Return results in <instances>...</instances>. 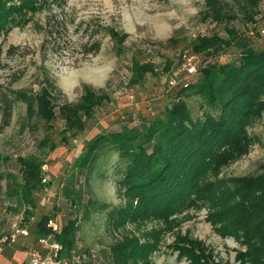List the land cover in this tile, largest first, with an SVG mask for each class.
Instances as JSON below:
<instances>
[{
	"label": "rangeland",
	"instance_id": "1",
	"mask_svg": "<svg viewBox=\"0 0 264 264\" xmlns=\"http://www.w3.org/2000/svg\"><path fill=\"white\" fill-rule=\"evenodd\" d=\"M222 1L235 19L223 23L205 20L206 0H59L0 38V82L6 91L34 95L51 83L56 88L53 91L58 107L79 102L86 87L106 96L80 131L67 130L59 112L50 130L24 101H15L11 123L0 134V235L6 240L1 243L3 252L29 250V259L30 246L33 248L39 239L34 223L46 213L55 216L53 222L59 229L78 215L77 246L85 252L106 255L110 246L125 236H141L133 225L116 227L109 219V212L127 201L119 184L124 164L118 154L101 155L94 163L90 186H85L83 196L85 204L92 200L87 212H83L86 205L74 206V193L67 196L69 189H80L84 184V174L75 169L76 161L97 135L119 130L125 123L139 124L144 117H152L168 106L172 93L181 86L171 87L170 80L186 76L185 57H194L196 80L201 67L237 61L247 46L264 50V0ZM111 29L127 36L122 46ZM199 34H218L227 44L219 51L214 47L211 54L198 53L192 43ZM95 43L99 49H90ZM134 60L154 65V70L137 83L131 81ZM15 77L19 79L11 83ZM189 102L194 116L201 115L200 99L193 97ZM247 130L252 139L249 150L224 165L219 175L207 174L210 182L264 171V113ZM46 136L50 144L44 147ZM29 156L43 161L49 176L34 191L32 206L19 204L9 186L12 181L14 187L22 181L18 158ZM215 210L205 195L174 214L171 223L150 221L148 228L160 229L162 236L151 255L153 264H193L175 246L178 240L187 239L200 241L213 264H244L237 259L238 252L245 248L242 239L212 221L210 215ZM26 219H30L28 224ZM23 225L27 234L18 231ZM31 235L35 241L31 244L20 240Z\"/></svg>",
	"mask_w": 264,
	"mask_h": 264
},
{
	"label": "trees",
	"instance_id": "2",
	"mask_svg": "<svg viewBox=\"0 0 264 264\" xmlns=\"http://www.w3.org/2000/svg\"><path fill=\"white\" fill-rule=\"evenodd\" d=\"M58 1L0 0V38L15 26L28 23L32 14L51 8ZM247 16L253 19L252 15ZM235 17L222 0H206L205 20L223 23ZM110 31L122 46L127 36L114 29ZM226 44L227 40L218 34H199L192 47L198 53L211 54V49L215 47L219 51ZM95 48L99 49V44L90 47ZM133 63V83L141 82L154 70L153 63L138 60ZM200 71L198 79L172 93V101L164 109L152 117H144L139 124L125 123L119 130L97 135L76 161L75 169L84 174V184L80 189H69L67 196L74 193L71 197L74 206L86 205L83 212H87L92 200L85 204L83 196L85 186H90L94 163L101 155L118 154L124 164L119 184L127 201L124 206L110 211L109 219L116 227L133 225L142 232L141 236H125L112 244L106 255L92 256L81 264H153L151 255L162 236L160 229L150 230L148 223L154 220L171 223L174 214L183 212L205 195L216 207L210 215L212 221L220 222L223 230L242 239L245 248L238 252L237 259L244 264H264V171L215 182L206 177L210 172L219 175L224 165L249 150L252 139L247 128L264 113V50L247 46L237 61L210 63ZM18 79L15 77L10 82ZM53 90L56 88L50 83L49 88L44 87L34 95L8 92L0 82V134L11 123L16 100L24 101L32 114L36 113L49 124L50 130L59 112L67 130L80 131L86 118H91L106 99L104 94L86 87L79 102L58 107ZM193 97L200 99L201 115L193 114L189 102ZM49 144L50 137L46 136L42 146ZM18 160L22 181L16 183L17 187L14 181L9 186L14 189L19 204L35 205L34 191L43 184L44 162L35 156ZM54 217L46 213L38 218V238L53 237L63 245L62 255H70L73 249L80 255L90 253L77 246L78 215L70 217L60 230L50 225ZM29 220L26 219L27 224ZM175 246L187 254L193 264H213L200 241L178 240Z\"/></svg>",
	"mask_w": 264,
	"mask_h": 264
},
{
	"label": "built area",
	"instance_id": "3",
	"mask_svg": "<svg viewBox=\"0 0 264 264\" xmlns=\"http://www.w3.org/2000/svg\"><path fill=\"white\" fill-rule=\"evenodd\" d=\"M185 58L186 61L183 67L186 72V76L182 77V80H178L176 78L171 79L169 82L171 87L177 86L179 84H181V86H187L194 81L193 77L197 73L196 65L193 61L194 57L188 56ZM48 178V174L45 173L42 181L46 182L48 181ZM23 219L24 217L22 216L20 222H22ZM50 225L55 230H60L53 221L50 222ZM18 231L21 234L28 233L26 226H19ZM4 241L6 240H0V253L3 250L1 243ZM62 250L63 245L55 241L53 237L39 239L36 245L32 248L30 257L26 264H81L83 262H87L90 258H92V256L94 258L98 257L97 255L99 254L90 252L80 255L77 249H73L70 255H62Z\"/></svg>",
	"mask_w": 264,
	"mask_h": 264
},
{
	"label": "crops",
	"instance_id": "4",
	"mask_svg": "<svg viewBox=\"0 0 264 264\" xmlns=\"http://www.w3.org/2000/svg\"><path fill=\"white\" fill-rule=\"evenodd\" d=\"M34 230H35V237L37 236V220L34 223ZM20 240L23 241L24 244H31L34 241V235H31L30 238H25V237H20ZM39 240V239H38ZM38 240L35 242L34 246L36 245V243L38 242ZM30 249H32V247L30 246ZM14 250H10L8 249L5 250L3 253H0V264H24L27 259H28V255H29V250H24V251H20V250H16L15 252H13Z\"/></svg>",
	"mask_w": 264,
	"mask_h": 264
}]
</instances>
